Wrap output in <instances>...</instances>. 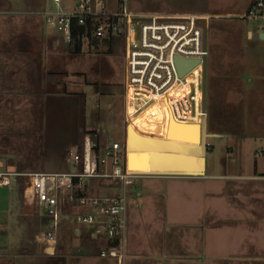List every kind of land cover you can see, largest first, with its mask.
I'll return each mask as SVG.
<instances>
[{
    "label": "rangeland",
    "instance_id": "1",
    "mask_svg": "<svg viewBox=\"0 0 264 264\" xmlns=\"http://www.w3.org/2000/svg\"><path fill=\"white\" fill-rule=\"evenodd\" d=\"M75 1L61 0L62 9H70ZM253 1L123 0L129 10L209 16L205 31L204 144L213 148V153L205 157L207 174L250 175L255 163L257 172L264 170V40L258 35L264 33V22L243 16ZM108 3L109 8H117L118 0ZM44 10H49L48 0H0V161L25 172L68 171L65 158L88 134L100 154L112 143L117 144L118 165L125 174L121 44L116 40L110 46L83 43L79 52L73 53L57 31L45 24ZM228 51L235 53L224 56ZM230 66L236 67L234 72H226ZM225 83L238 98L225 101ZM209 129L225 137L212 141L206 135ZM155 152L152 155L158 158L182 155ZM195 156L185 158L198 160ZM150 157L146 161L155 159ZM146 161L129 157L133 165ZM110 170L109 165L98 166L97 174ZM127 171L126 184L118 178L95 177L85 189L90 198H126L124 213L120 214L122 222L125 217L124 233L123 228L116 229L114 237L119 242L115 246L109 241L111 249L98 247L86 254L61 247L62 254L19 257L16 264H123L122 256L127 254L123 255V234L124 245L131 253L161 252L163 259L157 264H238V191L234 202L211 196L220 206L208 203L207 195L204 200L191 191L176 211L173 189L184 186L187 192L196 184L193 187L200 191L199 181L182 182L183 178H200L201 171ZM104 182L112 183L114 191L107 190ZM224 185L216 184L218 188ZM58 196V238L65 240L72 228H85L90 238H105L103 226L95 228L80 222L93 213L92 207L86 210L88 206L78 205L70 191ZM219 211L222 218L216 216ZM44 218L40 210H35L33 231ZM69 237L70 243L76 241ZM232 240L236 243H229ZM111 250L114 257L108 255ZM208 252L210 258L206 257Z\"/></svg>",
    "mask_w": 264,
    "mask_h": 264
},
{
    "label": "built area",
    "instance_id": "2",
    "mask_svg": "<svg viewBox=\"0 0 264 264\" xmlns=\"http://www.w3.org/2000/svg\"><path fill=\"white\" fill-rule=\"evenodd\" d=\"M48 2L49 10L43 11L42 18L57 31L67 48L77 43L111 44L114 39L119 40L125 131L131 128L137 136L163 140L170 120L198 126L204 122L208 52L197 21L203 19L206 26L208 15L129 10L123 0H118L117 8L113 9L109 8L108 0H76L67 10L62 9L61 0ZM263 9L264 0H254L243 16L264 22ZM176 59L193 61L195 65L179 75ZM91 136L84 134L79 146L65 158L68 171L17 173L0 167V187H8L12 180L19 179L23 200L45 216L41 231L33 237L35 243L45 248H53L57 242L58 195L62 192H77L78 205L94 209L80 222L103 226L108 241L114 240L116 229L123 228L120 214L124 213L125 197L95 199L85 193L88 181L95 177L118 178L123 184L129 180V171L125 169L122 174L118 165L117 144L112 143L100 154ZM107 165L111 166L110 172L98 175L97 167ZM108 255L114 257L115 253L111 250Z\"/></svg>",
    "mask_w": 264,
    "mask_h": 264
},
{
    "label": "crops",
    "instance_id": "3",
    "mask_svg": "<svg viewBox=\"0 0 264 264\" xmlns=\"http://www.w3.org/2000/svg\"><path fill=\"white\" fill-rule=\"evenodd\" d=\"M260 34V33H259ZM258 34V35H259ZM264 40V39H263ZM234 51H228L224 56L228 54H234ZM206 61V59H205ZM235 66H230L226 72H234ZM225 76V75H224ZM227 76L224 77V79ZM234 78V77H231ZM230 83V81H229ZM226 84V83H225ZM228 86V84H226ZM225 101L230 102L233 98H238V94L228 88H225ZM177 124L179 123H170L166 127V132H168V136L162 140L158 139H150L143 138L137 136L134 131L129 128V137H130V146H129V157L137 156L146 161V159H150V156H153L155 159H151V161H146L143 165L141 163L131 164L129 162L128 169L131 170V173H143L147 172L151 169H166L171 171H180V170H191L198 169L202 172L200 178H183V182L185 185V181H199V186L203 191H197L196 184L189 183L194 190L189 186V190L186 192L184 186H176L173 189V197L176 199L175 209L178 211L180 208V204L183 199L190 193L194 191V193H199L202 198L205 200V195H207V202L213 203L215 206H220L219 200L213 199L211 196L220 199V197L226 198L229 202H234L235 195L238 191V264H264V170L260 172L256 171V163L255 170L252 174H247L244 176H229L225 174H216L211 173L207 174L204 172L206 164L205 157L207 154L213 153V148L207 147L204 151L203 156L199 154V148H194V150H189L184 153L186 155L194 154L196 156H200L198 160L185 158L187 156L182 155H174V154H166L168 158L156 157L152 155L156 153L158 150H151L150 148L145 150H137L131 149L134 147H144V145H155L162 146L163 142L171 143V149L180 150L183 148H173L175 144H185V145H194L200 146V143H191L188 141H178L176 139H172L171 136L176 133L175 130L178 128ZM195 125V124H192ZM204 126V132L206 128L205 119L204 122L201 123V126ZM199 127V134L201 133L202 127ZM190 131L191 129H186ZM212 139L216 137H225V135L215 132L211 129L208 130L207 134ZM165 146V145H164ZM258 153L262 154V151H258ZM157 154V153H156ZM192 155V156H194ZM133 165V166H132ZM11 169L17 173H31L25 172L22 169L17 170L14 165H5L0 161V167ZM264 169V168H263ZM59 172H43V173H60ZM65 172V171H64ZM34 173V172H32ZM221 183L225 184L224 186L217 187L216 184ZM103 184V183H102ZM110 183H105L103 186H106L107 190L114 191V185L108 186ZM198 185V184H197ZM214 186V187H213ZM104 188V189H106ZM238 188V189H237ZM146 191V190H145ZM144 191V192H145ZM143 193V191H142ZM213 194V195H212ZM236 195V196H237ZM70 198V196H69ZM87 209H91V207H87ZM222 208H219L221 210ZM88 215V214H86ZM223 213L220 211L217 213V217L222 218ZM35 218V209L34 207L26 200L22 198L21 192V183L19 179H14L11 181L8 187H0V264H16L19 260V257H27L32 258L37 256H54L55 254H62L61 247L65 249H70L71 251H82L83 254L95 248H108L107 239L106 238H90L88 235V230L85 228H72L71 231L67 232L65 240L63 238H58L59 226L57 223V242L56 245L52 248V253L47 254L44 253L46 250L40 244L34 242L33 237L39 233L42 229L43 222H39L38 229L33 231L34 229V221ZM43 219V218H42ZM92 225L93 227H97V224H85ZM97 234V233H96ZM70 236V237H69ZM68 237L71 239H76L75 242H71L68 240ZM61 241V242H60ZM124 242V238H123ZM223 242V240H222ZM229 242V241H228ZM229 243H236V241H231ZM131 244V243H130ZM152 248V247H151ZM223 249V248H221ZM222 251V250H220ZM80 253V254H82ZM122 262L123 264H157L163 256L161 252L152 251L144 252V253H131V250L126 245H124ZM224 252H222L223 254ZM207 258H210V252H208ZM226 254V253H224ZM220 256V255H219ZM139 257V258H137ZM221 260L223 256L219 257ZM210 264V263H207Z\"/></svg>",
    "mask_w": 264,
    "mask_h": 264
},
{
    "label": "water",
    "instance_id": "4",
    "mask_svg": "<svg viewBox=\"0 0 264 264\" xmlns=\"http://www.w3.org/2000/svg\"><path fill=\"white\" fill-rule=\"evenodd\" d=\"M197 24L202 28L203 34H204V37H205V31H206L205 21L203 19H199L197 21ZM259 38L260 39H264V33H260L259 34ZM175 64H176L177 70L179 72V75H182L183 73L188 71L192 66H194L195 62H193V61H183V60L176 59L175 60ZM169 123H170V121H169ZM172 123H175V122L172 121ZM177 126H178V128L175 130L176 133H174L171 136L172 139H176L178 141H188V142H191V143H200V146L185 145V144H175V145H173V148H183V149L174 150V149H171V146H172L171 143L163 142V144L165 146L164 145H162V146H160V145H158V146H155V145H144L143 149L150 148V149H156L158 151H173V152H176V153H181L182 155H186L187 153L191 154V152H187V151L194 150V148H199V154L198 155H201V157H202L203 154H204V151L206 149L205 148V144H204V129H203L204 126L200 125L202 127V130H201L200 134H199V129H200L199 127L200 126H198V125L177 124ZM186 129H191V130L187 131ZM125 132H126L125 138H126V149H127V154H126V159H125V169H128V167H129V155H130V153L128 152L129 149H130L129 148V146H130L129 145L130 144L129 129H127ZM166 139H167V134H166ZM131 149H133V148H131ZM184 153H186V154H184ZM190 154H188L187 156H189ZM192 155H194V154H192ZM195 157H197L198 159L201 158L200 156H195ZM200 160H202V158ZM44 253L51 254L52 253V248H46Z\"/></svg>",
    "mask_w": 264,
    "mask_h": 264
},
{
    "label": "trees",
    "instance_id": "5",
    "mask_svg": "<svg viewBox=\"0 0 264 264\" xmlns=\"http://www.w3.org/2000/svg\"><path fill=\"white\" fill-rule=\"evenodd\" d=\"M252 4H253V2H252ZM252 4L248 6V8L246 9V11L252 6ZM114 40H116V39H114ZM115 42H117V40ZM96 44L97 43L92 42L90 45H96ZM103 44H105L107 46H110V44L106 43L105 41H104ZM79 47H80V45H79V43H77V44H71L69 48L71 49V52L77 53V52H79ZM81 116H82V114H81ZM124 167H125V165H123V169H124ZM108 186H113V184L110 183V184H108ZM73 195H74V197H76L77 196V192H73ZM107 242H109V241L107 240ZM110 242L112 243V245H110V246H115V243L116 242H119V240L114 237V240L113 241H110Z\"/></svg>",
    "mask_w": 264,
    "mask_h": 264
},
{
    "label": "bare ground",
    "instance_id": "6",
    "mask_svg": "<svg viewBox=\"0 0 264 264\" xmlns=\"http://www.w3.org/2000/svg\"><path fill=\"white\" fill-rule=\"evenodd\" d=\"M133 149H136V147ZM137 150H145V149H143V146H142L141 148L137 147ZM151 150H155V149H151ZM125 205H126V198H125ZM124 216H125V214H124ZM124 224H125V217H124V222H123V233H124V227H125ZM123 238H124V234H123ZM123 249H124V242H123Z\"/></svg>",
    "mask_w": 264,
    "mask_h": 264
}]
</instances>
